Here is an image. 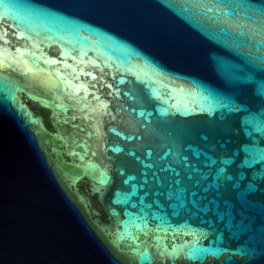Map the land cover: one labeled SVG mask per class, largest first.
Returning <instances> with one entry per match:
<instances>
[{
    "label": "water",
    "instance_id": "95a60500",
    "mask_svg": "<svg viewBox=\"0 0 264 264\" xmlns=\"http://www.w3.org/2000/svg\"><path fill=\"white\" fill-rule=\"evenodd\" d=\"M0 264H264V0H0Z\"/></svg>",
    "mask_w": 264,
    "mask_h": 264
}]
</instances>
